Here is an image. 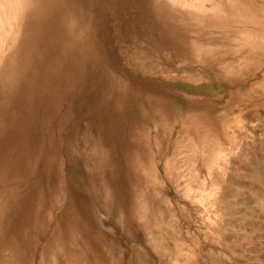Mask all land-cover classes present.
Here are the masks:
<instances>
[{
    "label": "rangeland",
    "instance_id": "1",
    "mask_svg": "<svg viewBox=\"0 0 264 264\" xmlns=\"http://www.w3.org/2000/svg\"><path fill=\"white\" fill-rule=\"evenodd\" d=\"M0 264H264V0H0Z\"/></svg>",
    "mask_w": 264,
    "mask_h": 264
}]
</instances>
